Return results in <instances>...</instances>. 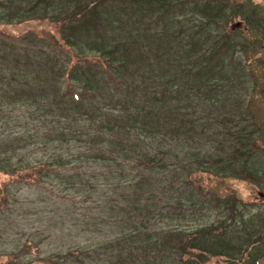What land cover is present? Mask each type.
<instances>
[{"label":"rangeland","instance_id":"1","mask_svg":"<svg viewBox=\"0 0 264 264\" xmlns=\"http://www.w3.org/2000/svg\"><path fill=\"white\" fill-rule=\"evenodd\" d=\"M117 1H105L99 11L86 18L88 24L75 31L79 40L87 42L99 37L108 45L114 44L122 37L117 26L125 24L127 17L118 11ZM254 1L264 7V0ZM244 2L246 3V0ZM33 3L39 5L36 0H33ZM78 4L79 1L74 2V6L70 7L65 15L69 16L79 9ZM23 5L32 7L28 1H24ZM0 10H3L1 6ZM128 12L131 18L127 30L133 32L136 28L133 9H129ZM226 12L230 16L238 14L242 19V15L246 13L244 7H238L230 0H226ZM57 17L58 14L53 20ZM72 24L73 32L79 22L75 20ZM162 27L164 26L160 23L159 31L155 32L157 37L152 33L151 39L146 41L149 47L155 49L159 46ZM0 31L17 38L27 33L45 38L40 40L42 42H38V45L34 40L21 45L13 39H7L5 47L0 44V48L5 49L0 50V54L4 52V58H0V168L5 161H10L18 167L40 162L48 163L50 166L39 183L34 185H28L22 179L12 183L14 181L12 177L0 175V183L6 184L2 193L3 199L0 197L3 202L0 206V264H191L193 261L181 259L183 249L176 250L171 247L169 249L166 246L168 252H163L162 256L156 250L150 252V248H153L152 245H156V242L153 241L154 234L151 232L147 234L149 230L145 233L138 230L142 236L138 234L132 236L133 232L129 233V223L136 219V215L132 214L135 192H140L135 190L139 184L133 186L137 182L135 180H142L144 190L159 187L169 191L170 193L166 195L167 200L170 195L177 198L185 196L187 190H184L186 187L181 179L187 181V172L181 169L175 175H155L140 168L135 172H128L118 167L113 155L110 154V148L104 150L98 146L94 148L99 149L96 153H100L99 157L103 159L87 160L84 153L91 147L88 139L96 136L97 129L89 122L90 120L86 121L84 115L87 113L94 115L98 112L95 104L109 100L99 99L97 95L92 99L85 95V99L77 103L78 98L72 100L71 96L69 100L63 94L65 92L68 95H76L77 90H73V94L67 90L64 92L62 90L63 93H52L58 91L59 83H64V89H72L69 80L62 75L71 57L49 38L52 35L59 38L60 35L53 22L33 18L20 23L0 24ZM261 35L263 38L259 42L263 45L260 54L264 57V34ZM232 36L244 40L240 31L233 33ZM63 37L67 40L64 35ZM102 39H99V42H102ZM143 41L141 39V42ZM141 47L144 48V45ZM84 52L76 51L78 55ZM38 55L42 57L39 61L31 60H36ZM132 55L133 59L138 60L136 44L133 46ZM243 55L240 53V56ZM17 59L22 61L20 65L17 64ZM154 63L157 64L156 61ZM239 64L240 62L236 61L234 65L240 66ZM147 65L148 62H144L139 63L137 67L143 70ZM242 65H245L244 61ZM18 66L30 73V76H22L24 80L13 79L10 73L11 71L19 73L16 69ZM167 66L164 64L163 68ZM250 68L248 76L244 77L243 81L250 85L254 84L255 90L242 88L238 93L241 101L238 97L235 99V95L226 96V107L235 110L238 109L237 103L247 100V106L242 105L238 110L247 111L257 118L256 122L261 128L263 138L256 142L255 146L258 148L256 159L253 153L248 159L254 168L257 163V175L243 177L231 174H227L226 177L195 175L196 183L204 191L193 189L191 194L194 205L190 211L183 209L184 206L178 208V204L169 206L165 200L160 206L154 204L158 203L157 199L151 201L152 207H156L154 212H163L162 216L165 218L157 226L160 229V246L166 244L168 233L176 235L175 229L191 231L199 229L198 233L203 237L204 232L218 228L219 219L225 220L227 233L216 231L207 236L211 237L208 238L211 249L203 252L205 264L230 262L264 264V65L255 63ZM75 71L76 78L73 77V80L79 84L96 81L95 85L102 87L105 83L103 71L96 65L81 62L75 67ZM157 72L161 73L160 70ZM40 75L43 77L42 83L47 84L45 88L51 94H46L43 89L39 90L34 85ZM85 91L86 89L79 88L78 94ZM105 91L103 96H111L113 93L116 94L113 97L118 98V91L113 84L110 85V90ZM41 105H45L44 108L41 109L40 107H43ZM167 112L168 110L162 114L164 118ZM191 113L193 114V111ZM250 123L251 120L243 122L244 125ZM214 147L216 145H208L204 149L213 150ZM115 152L117 149H113V153ZM229 153L226 152V155ZM104 158L107 161H104ZM242 166L240 164L238 167L242 170ZM136 172L144 175H135ZM171 177L180 178L173 190ZM127 181L131 183L125 184ZM150 181L151 185L148 183ZM225 198L237 201L235 210H231L232 206ZM183 211L188 212L183 216ZM143 213L144 208L140 211V216H136L139 222ZM99 224L103 226L104 232L97 230ZM115 226H118V229H111ZM124 232L128 233L129 237H125ZM175 238L177 239L176 236ZM179 242L177 239L176 244ZM226 252H236L240 258L233 260ZM119 255L125 263L117 258ZM194 257L196 260H203L201 256Z\"/></svg>","mask_w":264,"mask_h":264},{"label":"trees","instance_id":"2","mask_svg":"<svg viewBox=\"0 0 264 264\" xmlns=\"http://www.w3.org/2000/svg\"><path fill=\"white\" fill-rule=\"evenodd\" d=\"M24 1L31 2L32 7L23 5ZM36 1L39 5L34 4L33 0L7 2L0 0V6L3 8L0 10V24L20 23L33 18L53 22L60 35L59 38H56V35L49 38L71 57L62 75L69 80L72 89H64V83H59L58 91L52 93L67 90L72 91L73 94V90H77L76 95L62 92L69 100L78 98L77 103L85 99V95L92 99L97 95L99 99L109 100L96 103L98 112L94 115H90L91 113L84 115L86 121L90 120L89 122L97 129L96 136L88 139L91 147L84 153L87 160L103 159L99 157L100 153H96L99 149L94 148L98 146L104 150L110 148V154L113 155L118 167L128 172H135L137 168L155 175H175L181 169L187 172V181L181 179L186 187L184 190H187L185 196L177 198L170 195L167 200L166 195L170 193L169 191L159 187L144 190L142 180H135L137 182L133 186L139 184L135 190L140 192H135L132 214L140 216L143 208L144 213L140 222L135 216L137 220L134 219L129 223V233L133 232L132 236L136 234L142 236L137 232L138 230L144 233L149 230L147 234H150L149 232L154 234L153 241L156 242V245L153 244V248H150V252L156 250L162 256L163 252H168L167 247L183 249L181 255L183 261L191 260L193 261L191 264H205L204 253L211 249L208 242L211 237L208 239L207 236L216 231L227 233L225 220L219 219L218 228L204 232L203 237L198 233L199 229L194 231L175 229L176 235L168 233L166 244L160 246V229L157 226L165 218L162 216L163 212H154L156 207H152L151 201L157 199L158 203L154 204L160 206L165 200L169 206L178 204V208L184 206L183 209L190 211L194 205L191 194L193 189L204 191L196 183L195 175L209 174L221 177H226L227 174L242 177L257 175V163L254 168L248 159L252 153L254 157L257 154L256 142L263 138L261 128L256 122L255 115L238 110L242 105L247 106V100L237 103L238 109L231 110L226 107V96L235 95V99L239 98L241 101L238 93L242 88L255 90L254 84L244 82L243 78L248 76V68L251 69L250 67L255 63L264 65V57L260 54L263 43L259 42L263 38L261 34H264L263 5L254 0H246V3L244 0H230L232 4L244 7L246 13L242 15L244 19L242 21L240 15L230 16L226 12V0H118V11L127 17V21L117 26L122 37L116 39L117 41L114 40L116 41L114 44L107 45L102 38L95 37L84 42L75 34L77 28L88 24L86 18L101 8L107 0H68L67 3L63 0ZM76 1H79L77 5L79 9L66 16L65 13ZM131 8L136 26L133 32L127 30L131 18L128 10ZM56 14L58 17L53 20ZM232 18L234 19L229 22ZM75 20H78L79 25L72 32V23ZM67 23H69L68 28ZM160 23L164 27L161 29L160 44L154 49L149 47L146 41L151 39L152 33L157 37L155 32L159 31ZM227 23L228 30H226ZM236 23H240L241 26L234 28ZM237 31L242 33L244 40L232 36ZM7 39L16 40L21 45L34 40L38 45V42H42L40 40L45 38L42 39L34 33H27L17 38L0 31V44L3 47ZM99 39H102V42H99ZM141 39L144 41L141 42ZM135 44L139 52L138 60L133 59L132 55ZM142 45L144 48L141 47ZM0 50L5 51L1 48ZM76 51L87 52L78 55ZM3 53L0 54V58H4ZM240 53L244 55L240 56ZM41 58L38 55L36 60H31L39 61ZM155 61L158 65L154 63ZM236 61L240 62V66L234 65ZM243 61L245 65H242ZM16 62L18 65L22 63L20 59ZM81 62L91 63L102 69L105 81L102 82V87L95 85L96 81L79 84L73 80L76 78L75 67ZM144 62H148L146 69L141 70L137 67L139 63ZM164 64L168 65L165 69ZM16 69L19 73L16 71L10 73L13 79L24 80V77L30 76V73L22 67L18 66ZM158 70L161 73L157 72ZM41 78L43 77L40 75L34 85L39 90L43 89L46 94H51ZM111 84L118 91V98L113 97L116 96L113 93L111 96H103L105 90H110ZM79 88L86 91L78 94ZM71 96L73 98L70 99ZM37 101L38 99L35 102ZM167 110V116L164 118L162 114ZM248 120H251V123L244 125L243 122ZM208 145H216V147L213 150L204 149ZM113 149H117V152L113 153ZM226 152H230L229 155H226ZM104 161L107 159L104 158ZM240 164L243 165L242 170L238 167ZM49 169V164L44 162L18 167L10 161H5L0 168V175L12 177L14 180L12 183L22 179L28 185H34L39 183L42 175ZM134 174L144 175L137 172ZM178 179L180 178L171 177L172 190ZM130 183L131 181H127L125 184ZM148 183L152 184L151 181ZM5 185L0 183L2 199ZM207 192L205 193L211 194ZM161 195L164 197L162 198ZM225 199L230 202L231 210H235L237 201ZM1 202L0 200V206ZM186 212L188 211H183V216ZM116 228L118 229V226L111 227L113 230ZM97 230L104 232L101 224L98 225ZM123 235L129 237L128 233L124 232ZM175 236L180 241L179 244H176ZM144 249L145 247L142 250ZM196 250L197 252H193ZM235 253L226 252V255L233 260L240 258ZM194 255L201 256L203 260H196ZM117 258L125 263L121 255Z\"/></svg>","mask_w":264,"mask_h":264},{"label":"water","instance_id":"3","mask_svg":"<svg viewBox=\"0 0 264 264\" xmlns=\"http://www.w3.org/2000/svg\"><path fill=\"white\" fill-rule=\"evenodd\" d=\"M240 26H241L240 23H236V24L234 25V28H235V27L239 28Z\"/></svg>","mask_w":264,"mask_h":264}]
</instances>
